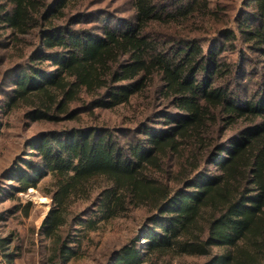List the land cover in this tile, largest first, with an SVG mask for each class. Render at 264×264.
I'll return each instance as SVG.
<instances>
[{
	"label": "trees",
	"instance_id": "16d2710c",
	"mask_svg": "<svg viewBox=\"0 0 264 264\" xmlns=\"http://www.w3.org/2000/svg\"><path fill=\"white\" fill-rule=\"evenodd\" d=\"M104 1L0 0V134L12 113L30 130L0 218L48 174L37 264L84 257L120 219L98 264H264V0H129L127 17ZM118 106L132 125L88 123Z\"/></svg>",
	"mask_w": 264,
	"mask_h": 264
},
{
	"label": "rangeland",
	"instance_id": "374dc122",
	"mask_svg": "<svg viewBox=\"0 0 264 264\" xmlns=\"http://www.w3.org/2000/svg\"><path fill=\"white\" fill-rule=\"evenodd\" d=\"M174 1L175 0H168L167 4H173ZM208 1L209 5L213 7L215 2H218L219 0ZM99 5L101 8L96 9H101L100 11L107 12L109 15L127 17L131 13L129 0H105ZM91 16L92 14L85 15V17L88 18ZM232 20H234V18ZM211 44H213V40L205 43L203 45L204 49ZM249 55H252V53H249ZM245 66L247 71H249L251 67H253V64L248 63L245 64ZM254 88L255 86L252 85L251 89ZM12 114L13 115L10 116L5 123V127L2 128L0 134V186L5 188H8L13 182L2 180L4 179L2 178L4 172L11 164L12 160L26 149V137L30 131L26 132L18 129L16 121L18 113ZM135 116L136 113L132 112L130 107L118 106L112 110H99L98 119L95 121L89 120L88 123L95 122L105 125L110 124L111 126L132 125ZM36 127V125L33 126V128ZM48 181L49 175L47 174L44 178L38 181L35 188H29L26 192H20L18 194L19 201L22 205H25L27 202L31 203L26 216H21V214H19L20 217L18 218H16L15 215L9 216L7 220L0 218V241L11 235L12 240L14 238V243L17 244L14 233L19 235L18 241L22 248V255L15 259V264H37L40 257L39 253L44 252V248L47 245L44 235L38 234V230L46 217V214L53 206L51 199L43 192V188ZM6 195H8L7 192L0 195V209H4L13 203L11 199L5 198ZM133 215L137 218L140 217L139 212H135ZM130 227H132L131 221L125 219H120L114 222L108 221L102 224L97 231L90 233V237H92L93 241L88 245V253L82 258L71 260L68 264H98V260L101 261L103 256L109 250L117 249L123 243L128 228ZM0 244L2 245V247L0 246L1 255L7 254L11 251L12 242ZM1 260L2 258L0 256V262ZM183 260L174 258L171 260L170 264H187V262H190L192 259L184 258Z\"/></svg>",
	"mask_w": 264,
	"mask_h": 264
}]
</instances>
